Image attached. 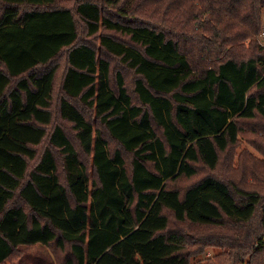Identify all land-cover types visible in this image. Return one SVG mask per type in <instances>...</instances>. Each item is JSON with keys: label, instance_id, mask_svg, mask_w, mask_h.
<instances>
[{"label": "trees", "instance_id": "trees-1", "mask_svg": "<svg viewBox=\"0 0 264 264\" xmlns=\"http://www.w3.org/2000/svg\"><path fill=\"white\" fill-rule=\"evenodd\" d=\"M263 30L264 0H0V264H264V170L225 167L264 156Z\"/></svg>", "mask_w": 264, "mask_h": 264}, {"label": "rangeland", "instance_id": "rangeland-1", "mask_svg": "<svg viewBox=\"0 0 264 264\" xmlns=\"http://www.w3.org/2000/svg\"><path fill=\"white\" fill-rule=\"evenodd\" d=\"M258 43H260L261 45H264V30L263 32L258 36L257 38ZM248 43V42H246ZM254 139L257 141H264V133L262 132V134H259L255 137ZM264 145V142H262V145ZM48 147L47 144H44V147L41 148V151L43 152L44 149H46ZM262 149V148H261ZM249 151L250 155H252L253 159H250V162H247L248 165L254 166L257 170H264V156L261 154V150H256L255 148L251 147L250 144L246 141L245 138H242V146L240 148L237 149L236 153H235V157L233 160L230 161H225V167L228 169V167L232 166L235 168H240L241 165V154L243 151ZM90 170H92L91 166H88ZM240 172L237 173V175H239ZM258 178H256L253 174L250 176L249 178V182H257L259 180H256ZM221 250L219 248H216V245L210 246V248L206 251V253H204L202 256H198L197 259L200 260H211V261H215L217 256L221 254L220 252ZM26 256L28 257H32V258H45V259H52L51 254L49 253V251L45 248L42 247H31L26 249ZM53 261V260H52Z\"/></svg>", "mask_w": 264, "mask_h": 264}]
</instances>
